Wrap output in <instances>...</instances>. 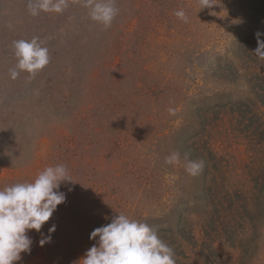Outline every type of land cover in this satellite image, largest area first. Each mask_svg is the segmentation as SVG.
Segmentation results:
<instances>
[{"label":"rangeland","instance_id":"1","mask_svg":"<svg viewBox=\"0 0 264 264\" xmlns=\"http://www.w3.org/2000/svg\"><path fill=\"white\" fill-rule=\"evenodd\" d=\"M211 2L116 0L105 30L82 0L36 17L0 0V189L57 164L72 180L42 226L55 225L51 241L30 230L14 264H76L118 214L155 230L176 264H264V60L252 52L264 0ZM33 36L50 63L13 80L11 43ZM174 151L181 162L166 164Z\"/></svg>","mask_w":264,"mask_h":264},{"label":"clouds","instance_id":"2","mask_svg":"<svg viewBox=\"0 0 264 264\" xmlns=\"http://www.w3.org/2000/svg\"><path fill=\"white\" fill-rule=\"evenodd\" d=\"M91 21L111 27L119 14L116 0H82ZM203 8H211V0H201ZM27 10L33 17L41 12L61 14L69 6L68 0H26ZM174 15L187 22L184 10ZM264 33H255L257 47L252 51L257 58L264 60ZM16 64L9 69L10 78L15 80L21 72L29 78L42 71L50 63L49 49L39 36L30 40L19 39L11 43ZM173 110L169 109L171 113ZM185 171L192 176L203 167L202 162L185 157ZM181 162L178 152L165 157V163L177 165ZM72 182L68 169L63 164L47 166L40 171L32 182H20L0 189V264H14L22 259V253H30L32 238L30 230L41 234L39 244L51 241L55 231L53 224L48 233L41 232L42 226L49 221L57 206L64 203L66 193L61 185ZM95 243L86 250L76 264H176L172 247L166 244L158 233L146 223L130 219L127 215H115L110 223L95 228L89 236Z\"/></svg>","mask_w":264,"mask_h":264},{"label":"trees","instance_id":"3","mask_svg":"<svg viewBox=\"0 0 264 264\" xmlns=\"http://www.w3.org/2000/svg\"><path fill=\"white\" fill-rule=\"evenodd\" d=\"M256 95H257V94H256ZM260 101H261V100H260ZM262 103H264V99L262 100ZM235 197H236V196H232V195H231L230 200H231L232 202H234L233 200H236ZM248 199H249V198H248ZM253 204H254V203H253ZM248 205H249V203H248ZM260 206H262V202L260 203Z\"/></svg>","mask_w":264,"mask_h":264}]
</instances>
